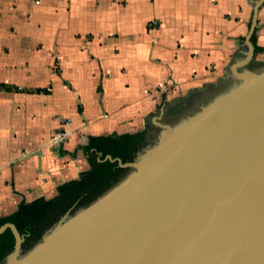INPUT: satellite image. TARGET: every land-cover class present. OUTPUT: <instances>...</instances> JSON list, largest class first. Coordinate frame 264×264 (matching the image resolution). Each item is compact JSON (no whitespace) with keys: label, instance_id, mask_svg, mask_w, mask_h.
<instances>
[{"label":"crops","instance_id":"obj_1","mask_svg":"<svg viewBox=\"0 0 264 264\" xmlns=\"http://www.w3.org/2000/svg\"><path fill=\"white\" fill-rule=\"evenodd\" d=\"M252 56L264 0H0V216L88 169L90 135L148 136L164 95Z\"/></svg>","mask_w":264,"mask_h":264},{"label":"water","instance_id":"obj_2","mask_svg":"<svg viewBox=\"0 0 264 264\" xmlns=\"http://www.w3.org/2000/svg\"><path fill=\"white\" fill-rule=\"evenodd\" d=\"M241 66L133 161L107 155L129 173L25 254L1 225L4 264H264V66Z\"/></svg>","mask_w":264,"mask_h":264},{"label":"trees","instance_id":"obj_3","mask_svg":"<svg viewBox=\"0 0 264 264\" xmlns=\"http://www.w3.org/2000/svg\"><path fill=\"white\" fill-rule=\"evenodd\" d=\"M252 41L255 43L254 36ZM262 50L260 46L255 47L256 52ZM1 87L9 88L8 85H0ZM146 132L147 129L121 134L90 135L88 143L83 146L88 169L78 177L64 181L54 196L22 200L15 211L0 216V226L12 222L24 236L20 253L25 254L38 243L64 214L78 212L119 183L131 167L120 166L117 160L106 156L120 158L122 162L133 161L138 152L149 143ZM15 244L16 238L11 228L7 227L0 232V264H4Z\"/></svg>","mask_w":264,"mask_h":264},{"label":"rangeland","instance_id":"obj_4","mask_svg":"<svg viewBox=\"0 0 264 264\" xmlns=\"http://www.w3.org/2000/svg\"><path fill=\"white\" fill-rule=\"evenodd\" d=\"M262 66H264V59L260 60L257 56H252L242 64L240 69H259ZM222 75L214 82L203 83L197 88L175 90L172 93L168 92L167 95H164L162 100L166 104L161 101L162 104L158 108H154L146 118L147 123L156 129L155 136L151 137L149 142L157 140V135L162 131L161 126L176 125L181 120L192 117L199 106L205 105L215 94L220 92L219 90L222 88L227 74L224 72Z\"/></svg>","mask_w":264,"mask_h":264},{"label":"built area","instance_id":"obj_5","mask_svg":"<svg viewBox=\"0 0 264 264\" xmlns=\"http://www.w3.org/2000/svg\"><path fill=\"white\" fill-rule=\"evenodd\" d=\"M69 131L66 129H61L60 131L57 132V134L55 136H53L54 141L55 142H59L62 140H65L67 138Z\"/></svg>","mask_w":264,"mask_h":264},{"label":"flooded vegetation","instance_id":"obj_6","mask_svg":"<svg viewBox=\"0 0 264 264\" xmlns=\"http://www.w3.org/2000/svg\"><path fill=\"white\" fill-rule=\"evenodd\" d=\"M155 127H151L150 129H148V139L150 141L151 137H154L155 136Z\"/></svg>","mask_w":264,"mask_h":264}]
</instances>
